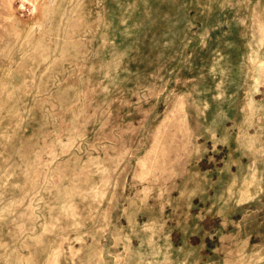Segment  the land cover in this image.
Segmentation results:
<instances>
[{"label": "rangeland", "instance_id": "1", "mask_svg": "<svg viewBox=\"0 0 264 264\" xmlns=\"http://www.w3.org/2000/svg\"><path fill=\"white\" fill-rule=\"evenodd\" d=\"M0 264H264V0H0Z\"/></svg>", "mask_w": 264, "mask_h": 264}]
</instances>
